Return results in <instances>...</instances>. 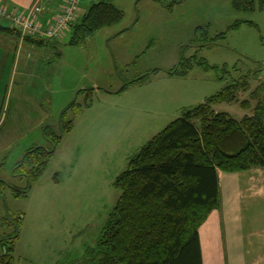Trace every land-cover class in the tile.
Masks as SVG:
<instances>
[{
  "label": "rangeland",
  "instance_id": "obj_1",
  "mask_svg": "<svg viewBox=\"0 0 264 264\" xmlns=\"http://www.w3.org/2000/svg\"><path fill=\"white\" fill-rule=\"evenodd\" d=\"M94 1L83 0L81 14ZM111 2L123 11L122 20L78 45L66 37L17 54L1 41L18 37L0 34V238L12 237L15 264L80 261L121 193L116 177L188 108L243 76L250 88L213 109L241 119L264 99V92L251 97L264 84V8L258 4L237 10L233 0ZM222 33L225 37L211 40ZM16 54L21 58L13 67ZM194 55L220 69L193 64L186 76L169 74ZM74 100L81 111H67L64 118L74 125L63 133L61 117ZM54 133L61 141L29 187L16 163L33 146L53 150ZM13 187L26 195L14 196ZM3 217L12 223L2 224ZM250 229L243 226V232Z\"/></svg>",
  "mask_w": 264,
  "mask_h": 264
},
{
  "label": "trees",
  "instance_id": "obj_2",
  "mask_svg": "<svg viewBox=\"0 0 264 264\" xmlns=\"http://www.w3.org/2000/svg\"><path fill=\"white\" fill-rule=\"evenodd\" d=\"M256 4L264 8V0H233L237 10H253ZM81 6L82 2L77 17L61 37L22 35L20 29L5 23L7 18H2L5 22L0 19V34L22 37L42 46L68 37L71 45H78L97 30L115 25L123 18V11L111 0L94 1L83 14ZM203 34L206 44L210 39L206 30ZM223 37L225 33L211 40ZM195 57L181 60L180 67L169 70V74L186 76L193 64L204 70L220 69ZM221 69L225 71V66ZM146 75L132 82L143 81ZM128 83L131 82L125 85ZM249 88L248 76L233 80L185 110L129 159L127 168L116 177L115 186L121 193L96 244L89 246L74 264H203L199 229L210 213L221 207L219 171L264 168V99L258 100L252 115L241 119L213 109L214 104L234 101L240 91ZM263 92L261 84L251 97L259 98ZM242 105L249 106L247 101ZM81 106L74 100L64 110L60 124L63 133L74 125V120L64 118L65 114L70 109L79 113ZM61 137L58 133L50 137L53 150L33 146L16 163L19 170L14 172L24 176L27 185L44 173ZM13 194L20 197L26 191L13 187ZM7 222L12 223L3 217L2 224ZM14 223L18 225L16 220ZM15 233L16 230L12 234ZM12 243V237L0 240V264H15Z\"/></svg>",
  "mask_w": 264,
  "mask_h": 264
},
{
  "label": "crops",
  "instance_id": "obj_3",
  "mask_svg": "<svg viewBox=\"0 0 264 264\" xmlns=\"http://www.w3.org/2000/svg\"><path fill=\"white\" fill-rule=\"evenodd\" d=\"M66 1L0 0V7L19 13L39 3L41 23L45 25L63 12ZM8 21L5 23L10 24ZM1 43L14 47L17 54L29 45L42 47L21 37L13 41L3 39ZM17 54L13 67L20 62L21 56L18 58ZM219 185L221 207L214 209L199 229L203 264H264V168L219 171ZM243 226L251 228L250 231L243 232Z\"/></svg>",
  "mask_w": 264,
  "mask_h": 264
},
{
  "label": "built area",
  "instance_id": "obj_4",
  "mask_svg": "<svg viewBox=\"0 0 264 264\" xmlns=\"http://www.w3.org/2000/svg\"><path fill=\"white\" fill-rule=\"evenodd\" d=\"M81 2L82 0H67L63 12L50 18L45 25L41 23L42 7L39 3H34L28 10L19 13H11L6 8L0 7V17L10 20L12 25L25 35L58 38L77 17Z\"/></svg>",
  "mask_w": 264,
  "mask_h": 264
},
{
  "label": "water",
  "instance_id": "obj_5",
  "mask_svg": "<svg viewBox=\"0 0 264 264\" xmlns=\"http://www.w3.org/2000/svg\"><path fill=\"white\" fill-rule=\"evenodd\" d=\"M24 156H25V155H24ZM23 158H24V157H23ZM23 158H22V159H23ZM29 187H30V183H29ZM1 239H2V238H1ZM1 239H0V240H1Z\"/></svg>",
  "mask_w": 264,
  "mask_h": 264
},
{
  "label": "flooded vegetation",
  "instance_id": "obj_6",
  "mask_svg": "<svg viewBox=\"0 0 264 264\" xmlns=\"http://www.w3.org/2000/svg\"><path fill=\"white\" fill-rule=\"evenodd\" d=\"M24 177V176H23Z\"/></svg>",
  "mask_w": 264,
  "mask_h": 264
}]
</instances>
